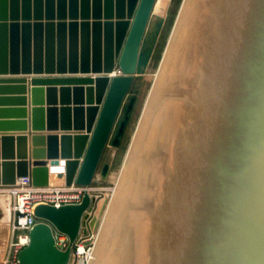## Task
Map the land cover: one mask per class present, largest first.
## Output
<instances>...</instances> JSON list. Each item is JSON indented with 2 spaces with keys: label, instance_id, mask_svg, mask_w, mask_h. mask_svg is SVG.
I'll return each mask as SVG.
<instances>
[{
  "label": "water",
  "instance_id": "water-1",
  "mask_svg": "<svg viewBox=\"0 0 264 264\" xmlns=\"http://www.w3.org/2000/svg\"><path fill=\"white\" fill-rule=\"evenodd\" d=\"M156 3L0 0V189L22 177L48 186L62 164L54 178L67 185L108 177L102 157L125 132L120 111L146 72ZM234 4L181 194L159 210L152 264H264V0ZM42 91L47 105L30 106ZM94 203L86 192L78 204L37 205L21 264H70L79 236L99 226ZM54 230L69 237L66 249Z\"/></svg>",
  "mask_w": 264,
  "mask_h": 264
},
{
  "label": "bare ground",
  "instance_id": "bare-ground-1",
  "mask_svg": "<svg viewBox=\"0 0 264 264\" xmlns=\"http://www.w3.org/2000/svg\"><path fill=\"white\" fill-rule=\"evenodd\" d=\"M169 1L170 0H157L147 30V35H149L150 33L152 34L154 32L151 38L152 40L155 39V33H156L155 28L158 27L157 24L159 25L163 21ZM234 2L235 0H186L185 5L179 15L176 31L171 41V45L169 46L168 51L166 52L164 62L162 64L161 69L158 72L155 88L150 98L148 111H146V113L144 114L136 135L135 150H137V148H139V150L135 152V156L131 159L132 163L130 164V169L133 168L134 165H136L137 167L139 165L141 170L139 169V167L138 169L135 168L140 172L138 171V172H134V174L132 173L133 175L135 174L136 175L134 176L135 180L133 181L132 179L131 183H130L131 180H129V177L130 179L132 177V175L129 173L130 170H128L126 176L124 175V179L121 180V183H123V185L119 189L117 195L118 197L116 199L117 205H119L118 202H120V197L122 196L124 191L127 189L129 190V188H131L132 190L131 194L137 191V193L139 194L137 195L136 192L135 194L138 196V198L144 196L145 198L143 199H145V201L149 196V194L148 196L145 194H147V191H149L150 188L152 193L154 191L156 192L157 188L158 191L160 190V192L161 189L162 190L165 189L166 191H164L163 194L160 195L161 197H159L161 200L159 201L160 203V206H158L160 207L159 209L168 206L167 205L169 203L168 200L177 201L176 197L179 196V194H181L182 191L183 181L190 158L189 156L192 151L194 139L200 121V112L204 106L205 98L207 95V91H208L207 84L210 82V75L211 72L214 70L213 65L214 63H217L222 48V44L225 38L224 31L226 32L228 29L227 26L225 27V22L227 21V18L229 16L228 14L229 10L231 11V13H233V9L235 8ZM155 11H157L156 15H154ZM217 49H219V52H217L218 51ZM164 90L167 92L169 91V92L177 93L178 94L177 98L181 99L180 102L175 103L178 106L182 107V109H184L186 112V115L184 116V120L186 119V121L185 124H183L181 127L177 123V119L176 118L173 119L172 117V116L174 117L178 116L179 113L178 110H174L172 114L168 116V118L166 117L164 118L162 115L163 112L159 111L161 104L159 105L158 96L162 94ZM158 127L171 129V131L169 130L171 132L169 137L164 139H159V138L156 139L154 137L155 129ZM177 137L179 140L177 139ZM176 139L178 141H175ZM176 144L177 146L175 147ZM159 165H161V167ZM63 169H65L64 164L58 167H54L52 169L51 177H50V181L52 182V184L55 183V181L57 180L60 182L57 184H63L65 182V178H58V179L54 178V173L61 171ZM135 169L132 171H135ZM166 172L168 175H170L168 179L166 178L165 183L167 187L165 183L163 184V180L161 178L164 177L162 176V174L166 176ZM149 178L151 180H149ZM149 181L153 183L152 184L150 183L149 185L148 184ZM127 183H129L128 186H126ZM132 183H135L134 184L135 186L132 185ZM154 194H152L151 196L153 197ZM152 197L150 198L153 199ZM145 201L143 202V206ZM8 202L6 204L5 200H3V202L1 203L5 211L3 215L4 220L5 218L9 219L11 215V210L9 208L10 203ZM122 202H124V200ZM157 205L158 203L156 202V206ZM133 208H131L130 210H132ZM127 210L128 209H126V211L123 210L124 214L123 216L120 217L121 223L115 220L117 219L115 218L116 217L115 211L107 219L108 220L107 227L108 226L112 227L113 226L112 224L117 222L116 223L117 226L119 225V227H122V232L115 230L113 233L111 232L109 234L107 232L108 233L107 235H102V236L101 233L103 232H101L100 244H99L104 247L106 252L107 251H109L108 253L114 252V255L109 254L110 257L111 256L115 257L116 254L117 256L120 254V257L122 256L124 261L125 259H127L128 261L130 255H132L134 252V250H132L133 249L132 246L130 245V243L133 244L131 241L133 237L132 239L130 238L129 240L130 234H127V232L128 231L133 232L132 231L133 229L134 231L136 230L137 233L141 231L139 229L140 228L139 226H141L140 224L141 221L140 220L138 221L139 217L138 219L133 218L132 214L130 216V214H128L129 211L127 212ZM152 210L154 209L152 208ZM152 210L150 212H152ZM156 210L158 211V209ZM137 212L138 211H135V213ZM144 212L146 211H143V215ZM154 221L158 224L157 220ZM128 223H130V225L133 226L130 225L128 226ZM93 234L95 238H97L96 231H94ZM135 235H138V237L140 236L139 233L138 234L135 233ZM135 238L137 237L135 236ZM137 242L138 243H135L136 245H138L135 251L136 252L135 260H136V255L139 251L140 240ZM126 245L127 247H129L130 245V247L127 249ZM97 254L98 253L96 252L95 255L96 257L93 255L94 257V259L92 258L93 261L92 260L89 261L88 264L90 262H91L90 264H93L97 261L99 255ZM151 257L152 255H150L149 258L150 261L149 264H152L154 260ZM120 260L122 259H119V261ZM120 262L122 263L123 261ZM116 263H118L117 258H116Z\"/></svg>",
  "mask_w": 264,
  "mask_h": 264
},
{
  "label": "rangeland",
  "instance_id": "rangeland-1",
  "mask_svg": "<svg viewBox=\"0 0 264 264\" xmlns=\"http://www.w3.org/2000/svg\"><path fill=\"white\" fill-rule=\"evenodd\" d=\"M185 2H186V0H170L168 5H167V8H166V12H165V16L163 18V21L159 25L157 24L158 27L155 28L156 29L155 39L154 40L151 39L154 32L152 34L148 33L149 35L146 36V38L143 42V47H142V52L149 55V62H148L147 68H146V72L144 74H139L136 76L134 85H133L131 91L128 93V95L124 101V104L122 106V109L120 111V119L127 117V120H128L125 132L121 138L119 145L115 147L111 143H109L108 146L106 147L104 154H103V157H102L101 166L104 163H110V165H111L110 173H109L108 177L105 180H103V179H101L100 170H99L96 179L94 180V182L91 185L93 197L95 198V203L93 205V209L91 212H92V214H100V223H99L98 228L96 229L97 238L95 241V249H94V252H95L94 256L96 255V252L99 255L97 254L98 259L93 264H134V263L135 264H149V262H150L149 261V258H150V255H149L150 240L153 236V232L155 233L154 227H156V225H157V223L154 220H157V222H159V210H160L159 208L160 207H158V206H160L159 201H161L159 197H161L160 195L163 194V192L166 190L161 189V192H160V190L158 191V188H157V191L156 192L154 191L155 192V194H154V192L152 193L151 188H150L149 191H147V194H145L147 196L149 194V196H148L149 198L146 196L147 199L145 201V199H143V198H145L144 196H142L141 198H138L137 195L139 193H137V191H135L137 195L135 194V192H133V194H131L132 190H131V188H129V190L128 189L125 190L124 193L122 194V196L120 197V202H118L119 205H117L116 199L118 197L117 195H118L119 189L123 185V183H121V180L124 179V175L126 176L128 173V170H130L129 173L132 175V177H131V179L129 177V180H131L130 181V183H131L132 179H133V181L135 180L134 176L136 174L133 175L134 172L139 171V170H136V169H138V167L140 169L139 165H138V167L136 165H134V167L130 169V164L132 163L131 159L135 156V152L139 150V148H137V150H135V148H136V146H135L136 135H137L138 129L140 127L142 118H143L144 114L146 113V111H148L150 98H151V95H152L153 90L155 88L158 72L162 67L166 52L168 51V48L171 45V41H172V39L174 37V33L176 31L178 18H179V15H180V13H181L184 5H185ZM156 12L157 11H155L154 15H156ZM115 71H116V73H119L118 67H116ZM177 95L178 94L175 92H169V91L167 92L164 90V92L158 96L159 105L161 104L159 111L163 112L162 115L164 118L165 117L168 118V116H170L174 110H178L179 111L178 116L177 117L172 116V117H173V119H175V118L177 119V123L181 127L183 124H185L186 119L184 120V116L186 115V112L184 109H182V107L175 104L176 102L181 101V99L177 98ZM169 130L171 131V129H168V128L158 127L155 129V136L154 137L156 139L157 138H159V139L167 138V137H169V135L171 133ZM151 134H152V132H151ZM177 139H178V137H177ZM177 139L175 141L179 140V139L178 140ZM176 146H177V144L175 145V147ZM101 166H100V168H101ZM159 166L161 167V165H159ZM134 169H135V171H132ZM162 176L165 177V179H164V177H161L163 180V184H164L166 182V178L168 179L170 177V175H168L166 172V176L163 174H162ZM135 178H137V177H135ZM139 180H140V178H139ZM149 180H151V179L149 178ZM150 183L152 184L153 182L149 181L148 184L150 185ZM128 184L129 183H127L126 186H128ZM134 184L135 183H132V185H134ZM165 185H166V183H165ZM166 187H167V185H166ZM151 193L154 194L153 197L151 196L152 195ZM134 196H136V197H134ZM150 197H152L153 199H151ZM3 198H5V199H3ZM136 198H138V199H136ZM141 199H143V200H141ZM154 199H156V200H154ZM3 200H5L6 204L9 201L8 202V203H10L9 208H11V202L13 201V197L10 195V193H7V189H0V220L3 217V211H4L3 210L4 207L1 204L3 202ZM123 200H124V202H122ZM144 201H145V203L143 206ZM156 202L158 203L157 206H156ZM149 203L150 204L152 203V204L150 205ZM129 204H131V205H129ZM148 204L151 207H149ZM138 205L139 206L142 205V206L139 207ZM122 206H124V207H122ZM133 206H134V208H133ZM143 207H145V208H143ZM131 208H133L132 209L133 211L130 210ZM152 208L154 210H152ZM126 209H128L127 212L129 211L128 214H130V216L132 214L133 218L138 219V217H139L138 221L139 220L141 221V223H140L141 226H139L140 227L139 229L142 231V232L141 231L138 232L140 235L139 237H138V235H135V233L136 234H138V233L136 232V230L134 231V229L132 230L134 233L129 232V231L127 232V234H130L129 240H130V238L132 239V237H133V239L131 240L133 244L130 243V245L133 248L132 250H134V252L132 254L134 256L130 255L128 261H127V259H125V261H124L123 257L121 256L122 257L121 258L120 254L117 256L116 253H115L116 254L115 257H112V256L110 257V255H114V252L108 253L109 251L106 252L104 247L102 245H99L101 232H103V233H101V236L107 235L108 233L110 234L111 232L113 233L115 230L122 232V227H119V225L117 226L116 223L118 221L119 222L121 221L120 217L123 216L124 211H126ZM156 209H158V211ZM139 210H142V211H139ZM151 210L153 213L150 212ZM114 211L116 214L115 218H117L115 220L117 222L113 223L112 227H109V226L107 227V225H108L107 219L110 217V215H112V213ZM135 211H138V212L135 213ZM143 211H146V212H144V215H143ZM120 213H122V214H120ZM155 213H156V215H155ZM145 214H147V215H145ZM134 215H137V216H134ZM153 216H154V218H153ZM155 223H156V225H155ZM6 224L10 225V222H8ZM131 224H132V222H131ZM2 225L4 226L5 223L4 224L2 223ZM129 225H130V223H128V226ZM104 226L107 228H105ZM130 226H133V225H130ZM0 227H1L0 241L3 239L2 243H4L3 245L0 246V259H1L2 255L4 253L3 251H4V248L6 245V241L9 237V232H8V234L6 232V235H4V237H3L2 236L3 235L2 234V226H0ZM104 229H106L108 231H106ZM134 235L137 238H135ZM139 240H140V243H139L140 246H139V251L136 255V260H137L136 261L135 260V253L136 252L135 251H136V248L138 245H136L135 243H138L137 241H139ZM127 245H126V248L128 249L130 247V245H129V247H127ZM83 256H84V254L76 253L73 256L72 262L70 264H80V261H81ZM116 258H117L118 263H116ZM93 259H94V257H93ZM93 259H92V261H93ZM111 259H114L115 261L111 260ZM119 259H122L120 261H123V262L121 263L119 261ZM98 261H100V262H98ZM112 261H114V262H112ZM126 261H127V263H126ZM131 261H132V263H131ZM133 261H135V262H133ZM138 261H139V263H138Z\"/></svg>",
  "mask_w": 264,
  "mask_h": 264
},
{
  "label": "built area",
  "instance_id": "built-area-1",
  "mask_svg": "<svg viewBox=\"0 0 264 264\" xmlns=\"http://www.w3.org/2000/svg\"><path fill=\"white\" fill-rule=\"evenodd\" d=\"M58 172L65 173V169ZM86 192L93 196L91 186L75 183L67 185L64 182L63 184L53 183L48 186L37 187L30 184L29 177H22L16 186L7 188V193H10L13 201L10 208L9 237L1 264H21L19 254L29 244L30 230L39 221L35 215L37 205L78 204L82 202ZM94 231L96 230H88L87 233H82L73 246L72 259L76 253L84 254L80 264H88L93 258L96 241ZM54 233L57 245L61 249H66L70 244L69 237L58 230H54Z\"/></svg>",
  "mask_w": 264,
  "mask_h": 264
},
{
  "label": "crops",
  "instance_id": "crops-1",
  "mask_svg": "<svg viewBox=\"0 0 264 264\" xmlns=\"http://www.w3.org/2000/svg\"><path fill=\"white\" fill-rule=\"evenodd\" d=\"M34 99H36V101H42V102H44L45 103V106L47 105V102H48V97H47V92L46 91H42V92H39V94L34 98V97H32L31 95H29V102H30V106H32V104H33V100ZM32 103V104H31ZM45 112V111H44ZM30 115H33V114H30ZM31 117V116H30ZM38 119H41V116H40V114H38ZM32 143V141H31V138H30V144ZM55 183H60L58 180L57 181H55ZM3 210H4V208H3ZM4 212L5 211H3V215H4ZM4 217V216H3ZM1 218V220H0V226H2V236L4 237V235H6V232H7V234H8V232H9V228H10V225H8V224H6V223H8V222H10V218L8 219H6L5 218V220H4V218ZM2 223L4 224L5 223V225L3 226L2 225ZM1 238V237H0ZM8 240V239H7ZM3 242V239L0 241V246L1 245H3L4 243H2ZM6 243H7V241H6ZM5 247H6V245H5ZM4 251H5V248H4ZM3 251V252H4ZM4 254V253H3ZM2 257H3V255H2ZM2 259V258H1ZM1 259H0V264H1Z\"/></svg>",
  "mask_w": 264,
  "mask_h": 264
}]
</instances>
